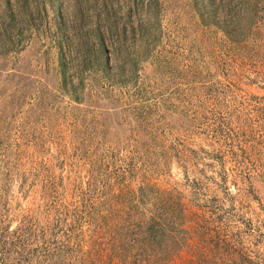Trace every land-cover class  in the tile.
<instances>
[{
  "label": "rangeland",
  "instance_id": "1",
  "mask_svg": "<svg viewBox=\"0 0 264 264\" xmlns=\"http://www.w3.org/2000/svg\"><path fill=\"white\" fill-rule=\"evenodd\" d=\"M27 226L30 264H264V0H0V264Z\"/></svg>",
  "mask_w": 264,
  "mask_h": 264
},
{
  "label": "trees",
  "instance_id": "2",
  "mask_svg": "<svg viewBox=\"0 0 264 264\" xmlns=\"http://www.w3.org/2000/svg\"><path fill=\"white\" fill-rule=\"evenodd\" d=\"M100 43L102 44V41L100 40ZM96 59L98 60V63L100 65H102V68L104 69V71H106V73L110 72L111 67L108 64V60L106 59L105 56H102L101 51L99 50L98 54L96 55ZM87 61H84V63H86ZM126 174H131V168H132V164L131 166L127 165ZM127 187V185L125 186ZM147 185L143 184V186H138L136 189V191L130 193L131 195H134L133 197H138V200H140L141 202H139L138 204H134V203H128V205L125 206V210H130V209H134L136 211V209H138V211L140 212V217L137 218L135 220L134 225L132 226L133 222L129 223L130 228H136V230H138V232L142 233V242L141 243H137V246H142L145 248L148 247H168L169 246V240L168 238V233H170L172 231V224L176 221V218H173V214L175 215V212L172 208V205L170 203L171 197H172V192L171 193H167L168 195H164L162 192H159L158 190H155V194H152V189H150L149 191V195H151L149 198L151 199L153 197V201L148 200L143 201V199L145 198L146 194H147ZM152 187V186H150ZM122 193V191H120V193L116 194L115 196L118 197L120 194ZM157 197L160 200H157ZM131 202V201H130ZM116 203V202H115ZM142 205V210L140 211ZM113 206V205H112ZM114 208L116 207H111V210L114 212ZM115 211H118V209H116ZM113 212L110 213V216L107 217V221H109V228H118L119 225H125V223H127L126 221L128 220V217H123L118 215L117 213L114 214L113 216ZM143 215V216H142ZM182 216V215H181ZM136 224V225H135ZM62 227V226H59ZM28 231V234H24L23 233H18V231H22L20 229V227H18L17 230H15V232H13L11 238H12V245L19 247L20 246V251H15V256L17 257H10L11 259H14V263L15 264H30L29 263V256H32V253L34 252V249L32 251H28L27 250V245L26 242H23L24 240L27 241L26 236H32L29 232L30 229H28V226L25 227ZM183 230V235L184 232H186V229L182 227ZM25 230V232H27ZM181 231V229H180ZM53 235L52 237H65V243H57V242H52V241H45V246L47 247V245H50L47 249L45 247L44 251L40 254L41 257L44 260H49L51 259L54 255H56L55 253L57 252H61V255H64V253L67 251V248H64L67 246V233H63V234H51ZM182 235V236H183ZM8 236H4L5 238V245H7L8 241L7 238ZM10 238V237H9ZM22 238L24 240H22ZM135 240V239H134ZM179 241V239H178ZM174 245L177 244V241L173 243ZM171 248V247H168ZM27 250V251H26ZM27 252L28 256L24 255V252ZM4 255L2 257V261L3 264H8L9 261H11V259H9V254H2Z\"/></svg>",
  "mask_w": 264,
  "mask_h": 264
}]
</instances>
